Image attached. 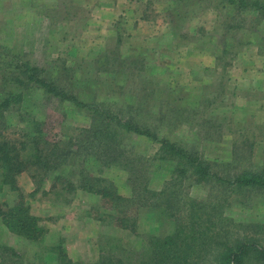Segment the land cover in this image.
I'll use <instances>...</instances> for the list:
<instances>
[{"label": "rangeland", "instance_id": "1", "mask_svg": "<svg viewBox=\"0 0 264 264\" xmlns=\"http://www.w3.org/2000/svg\"><path fill=\"white\" fill-rule=\"evenodd\" d=\"M227 1L0 0V100L21 95L3 134L39 121L69 152L0 190V211L25 204L43 229L29 239L0 214V264H215L242 244L245 264H264V188L236 179L264 170V17ZM26 63L83 104L24 87ZM128 121L203 168L162 159Z\"/></svg>", "mask_w": 264, "mask_h": 264}, {"label": "trees", "instance_id": "2", "mask_svg": "<svg viewBox=\"0 0 264 264\" xmlns=\"http://www.w3.org/2000/svg\"><path fill=\"white\" fill-rule=\"evenodd\" d=\"M227 3L229 6H235L237 4L239 9L254 10L258 15L264 17V0H228ZM24 72L28 78L27 82L18 81L24 87L37 85L53 96L73 101L76 104H83L73 92L56 84L55 81L42 78L37 67L32 66L31 63H26ZM20 101L21 95L13 92H10L0 100V190L7 185L14 190L18 189V177L28 164L37 165L39 168L44 169L42 171L46 172L57 169L59 165L63 164L62 160L69 154L65 149L61 151V144L50 142L45 138L43 126L39 121L34 122V134L26 132L22 134V139L16 140H10L5 137L3 134V130L6 127L5 112L13 103H19ZM119 125L122 128H126V130H134L139 134L147 135L154 141H157L159 143V149L157 151L158 153L161 152L162 159H165L166 156L175 159H188L196 170L203 168V162L199 161L198 157L189 154L166 137L159 138L152 131V128L139 126L137 123L130 121L120 123L117 126ZM99 129L97 128V133L102 132ZM123 153L124 151H121L119 154ZM113 161H117V157H114ZM207 173L205 170L201 171V174ZM236 179L240 186L264 188V170L262 168L255 172L250 169L241 170L236 176ZM77 185L78 188L101 194L103 197H108L109 195L113 199L120 197L118 194L111 192L109 187L97 188V184H93L88 180H83V182L81 180ZM0 214L5 224L14 233H18L29 239H38L43 232V229L38 225L37 218L30 215L29 209L25 204H17L7 211L1 210ZM239 242L237 243L238 246L240 245ZM245 247L248 249L252 245L242 244L236 250L233 248L225 250L221 254L219 261L215 264H245L246 251L242 252V249ZM258 247L264 253V248L261 246Z\"/></svg>", "mask_w": 264, "mask_h": 264}]
</instances>
